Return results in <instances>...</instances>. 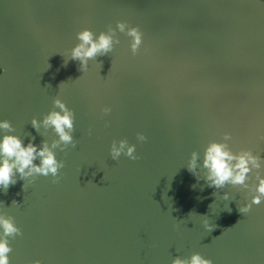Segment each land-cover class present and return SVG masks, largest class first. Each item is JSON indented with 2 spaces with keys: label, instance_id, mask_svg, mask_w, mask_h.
<instances>
[{
  "label": "water",
  "instance_id": "obj_1",
  "mask_svg": "<svg viewBox=\"0 0 264 264\" xmlns=\"http://www.w3.org/2000/svg\"><path fill=\"white\" fill-rule=\"evenodd\" d=\"M118 21L140 27L138 54L117 29L120 43L86 71L65 65L77 32L98 36ZM0 68V121L13 128L0 139L51 145L59 137L42 122L59 97L75 112L77 142L55 149L59 183L39 176L25 190L19 179L0 189V211L23 231L9 237L10 264H172L196 252L213 264H264V200L239 212L256 170L247 189L203 179L205 149L225 133L234 153L251 150L264 165V0H0ZM123 139L139 160L111 158ZM193 151L200 180L187 170Z\"/></svg>",
  "mask_w": 264,
  "mask_h": 264
},
{
  "label": "clouds",
  "instance_id": "obj_2",
  "mask_svg": "<svg viewBox=\"0 0 264 264\" xmlns=\"http://www.w3.org/2000/svg\"><path fill=\"white\" fill-rule=\"evenodd\" d=\"M117 29L131 38L130 48L132 54H138L143 43V32L140 27H130L126 21H118L116 29L109 27L107 32L101 31L98 36L87 28L77 32L76 38L79 43L71 49V55L67 60L65 59V65L69 60L78 61L80 70L86 71L90 60H95L98 56L109 55L120 43V40L116 38ZM5 73L6 69L0 68V76ZM53 103L59 111H51L42 122L46 129L52 128L59 137L51 145L47 141H43L42 146H39L30 141L25 146L24 141L15 135H5L0 139V189L5 194L10 186L17 183L18 179L27 182L23 185L24 190L27 184L34 183L39 176H51L53 184L60 182L61 169L65 167V162L57 159L55 149L60 148L62 152H66L69 146L72 149L77 147V142L73 138L75 112L59 97ZM103 111L108 114L111 112V108L105 107ZM31 123L39 131L41 121L33 117ZM0 129L13 130L8 120L0 121ZM89 135H91V130H89ZM137 139L144 142L147 137L142 133H138ZM230 139L231 134L225 133V142H211L207 146L203 157V169L206 170L203 179L208 187L214 189L224 188L229 184L247 189L250 173L256 170L255 179L258 183L255 184V195L252 196L251 202L247 205H238L239 212L245 214L250 212L253 204L259 205L264 200V175H261L260 172L264 165H262V158L259 155H254L251 150H241L239 153H234L227 143ZM261 139L264 140V137H261ZM122 154L133 161L141 158L136 154L135 144L130 145L126 139H123L119 140L117 146V142L113 141L110 148L111 158L118 161ZM37 159L40 161L39 164L35 163ZM199 159L200 154L193 151L187 164V170L197 180L201 179L197 172ZM213 194L215 195V192ZM224 199H228L227 193H225ZM0 204L4 205L2 201H0ZM12 205L19 204L13 200ZM204 223L209 232L216 227V225L208 224L206 218ZM0 229H2V232H0V264H10L9 254L13 249L10 246L9 237L15 239L17 236H23V231L15 223V217L2 211H0ZM33 264H41V261L36 260ZM172 264H213V261L196 252L187 259L178 256L172 261Z\"/></svg>",
  "mask_w": 264,
  "mask_h": 264
}]
</instances>
